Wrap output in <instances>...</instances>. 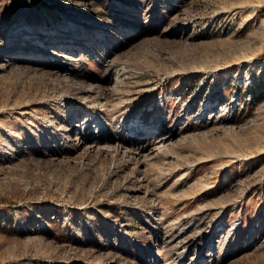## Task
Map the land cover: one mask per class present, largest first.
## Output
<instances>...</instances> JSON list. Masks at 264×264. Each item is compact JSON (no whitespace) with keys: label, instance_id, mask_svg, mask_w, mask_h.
<instances>
[{"label":"rangeland","instance_id":"obj_1","mask_svg":"<svg viewBox=\"0 0 264 264\" xmlns=\"http://www.w3.org/2000/svg\"><path fill=\"white\" fill-rule=\"evenodd\" d=\"M0 264H264V0H0Z\"/></svg>","mask_w":264,"mask_h":264},{"label":"bare ground","instance_id":"obj_2","mask_svg":"<svg viewBox=\"0 0 264 264\" xmlns=\"http://www.w3.org/2000/svg\"><path fill=\"white\" fill-rule=\"evenodd\" d=\"M117 27L118 28H121L122 30L123 29H126L125 27H127V29L128 28H130L131 30L134 28V24H131V23H129L128 22V20H125V19H122V18H120L117 22ZM115 24L113 23V22H108V23H106L104 26V28L105 29H103L102 30V32L104 33V35H105V40H97L96 42L97 43H102L103 45L102 46H104V49H105V51H104V53H106V56L104 57V58H102V60L101 61H103V62H105L104 63V65H103V67H104V76H105V78L106 79H110V80H112L113 79V70H112V66H110V64L108 63V61L110 60L109 58H110V56H111V54L113 53V51L115 50V44L117 43V42H119V41H121L122 39H127L128 37H129V35H127V34H124L123 32H120V34L118 33V31L116 32L115 31V29H113V26H114ZM108 26V27H107ZM80 29V30H79ZM83 29H85V28H78V29H76V31H78L79 30V32H80V34H85V36L83 37L84 39L83 40H81L80 42H84L85 43V41L87 40V38L86 37H88L86 34H88V33H86ZM124 31V30H123ZM68 32H69V37L70 38H68L69 39V41L72 39H74L73 37H72V33H74L73 31H63L62 33H66V34H68ZM143 32V31H142ZM89 33H91V32H89ZM75 34V33H74ZM65 38H66V36H64ZM71 40V41H72ZM77 42L79 43V41H76V44H77ZM95 42V43H96ZM69 43H71V42H69ZM94 43V46L92 47V49H87L86 50V52L85 53H87V55H95V54H97L99 51H98V48H97V46L98 45H96ZM75 44V43H74ZM89 48V47H88ZM35 53H38V52H18L17 53V55L18 56H22V57H28V55H31V54H35ZM43 54V53H42ZM103 54V53H102ZM45 55V54H44ZM56 55V54H55ZM117 55V54H116ZM63 56H65V55H63ZM68 56V55H67ZM102 56H104V55H102ZM115 56V55H114ZM44 58H46V55L44 56ZM62 59V58H61ZM26 60V59H25ZM70 60V59H69ZM72 60H74L73 58H72ZM22 63L21 64H23L24 66H27L28 68L29 67H32V66H36L35 65V61L34 60H32V59H30V60H26V61H21ZM110 62V61H109ZM22 65V66H23ZM59 67H57L58 69H61V68H64V63L62 62V61H60L59 62ZM37 67V66H36ZM35 68V67H34ZM75 68V67H74ZM93 121H91V116H90V114H84L83 116H80L79 117V119H77V120H74V124L72 125V126H70V130L72 131V130H75V129H78L77 131H76V134H74L73 135V138L74 139H76V138H78V136H77V134H79V133H81V131L84 129V130H86L87 129V127H89V126H91V123H92ZM97 123L99 122V120H97L96 121ZM133 123H134V121H133ZM101 123H99L98 125H100ZM144 128H146L145 129V131H140L137 135H135V139L137 140V141H139V143L141 144L140 145V147L139 148H135V150H133L132 152L135 154V155H139L140 154V150H142V149H144V147H146L147 146V144H148V133H149V131H151V136H155L156 135V137L158 136V135H160L161 136V134L162 135H164L162 132V126L161 125H158V124H156V125H149V124H144L143 125V129ZM167 132V131H166ZM83 133V132H82ZM83 136V135H82ZM81 136V137H82ZM170 136H172V133H168V135H166V136H164V137H161L162 139L164 138H166V139H169L170 138ZM85 137V136H84ZM114 136L113 135H110L109 134V132H106V134L104 135V137H103V140L104 141H107V140H109V139H111V138H113ZM151 138V137H150ZM84 139V138H83ZM82 140V139H81ZM84 143V142H83ZM149 147V146H148ZM156 256V255H155Z\"/></svg>","mask_w":264,"mask_h":264}]
</instances>
